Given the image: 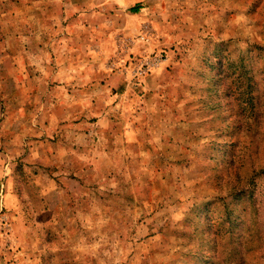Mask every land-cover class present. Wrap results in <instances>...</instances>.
<instances>
[{
  "label": "rangeland",
  "instance_id": "374dc122",
  "mask_svg": "<svg viewBox=\"0 0 264 264\" xmlns=\"http://www.w3.org/2000/svg\"><path fill=\"white\" fill-rule=\"evenodd\" d=\"M41 22L65 42L22 36ZM0 23V264H264V0H0ZM48 53L82 61L81 126L52 124L75 99Z\"/></svg>",
  "mask_w": 264,
  "mask_h": 264
},
{
  "label": "crops",
  "instance_id": "0c3cea01",
  "mask_svg": "<svg viewBox=\"0 0 264 264\" xmlns=\"http://www.w3.org/2000/svg\"><path fill=\"white\" fill-rule=\"evenodd\" d=\"M44 13V11L42 12ZM1 23H0V30H1ZM30 32L23 34L22 36L24 38H28L32 39V43L34 45H42L43 47H48L47 49H50L51 46L53 45H62L65 40L64 38H59L57 37V40H55L56 38H53L55 41L51 42L50 36L48 34H46V30H51L52 27L51 25H49V23H43L41 22L40 25H34L32 27H30ZM41 31V33L39 34L38 31ZM2 34L0 32V45L2 44V41H5V39L2 40ZM7 39V37H5ZM49 54V53H48ZM2 54H0V78H2V76H4V74L6 73V71H3V66L1 65L2 62H4L5 60L7 61L6 57H3L4 59L1 58ZM10 60L11 63H13V70L14 72H18V69L14 67V63H17L18 59L16 58L15 55L10 56ZM76 63H74L72 66H64L63 61L61 59H58L57 56H54L53 54H49L46 55V58L43 59L42 63L45 66L44 69V73L39 74L38 76L41 77L42 79L45 78H53L55 77L56 79H58L59 84H56L54 87H51L50 84H48L46 87V91L47 94H49V92H57L59 95H67V98H73L75 99V102L73 103V112L72 115L70 116V112L69 115L66 118L63 119H57L55 121H52V124H54V126L60 127V128H65V125H69V126H81V124H79V118L81 116V107H79L80 105L76 102V98L79 97L82 92V83H81V78L83 76L82 74V70H81V60H77L75 61ZM33 70H35V68L32 66L29 69L26 68V73L28 74V72H33ZM33 73H30L29 75L31 76ZM27 76V75H26ZM87 77L90 78V74L86 75ZM69 79H72L73 81H70ZM67 80L69 81V83H67ZM18 86V85H17ZM18 93L22 94L21 92L23 91V87L20 88L18 87ZM28 90V88H27ZM51 90V91H50ZM95 90V89H93ZM72 94V95H71ZM77 95V96H76ZM20 98V97H18ZM64 98V97H61ZM61 98L57 100H54L53 106H57L58 108L61 107V103L60 100H62ZM20 100V99H18ZM5 102V101H4ZM26 103V102H25ZM48 103H50L48 101ZM6 104V103H5ZM2 102H0V114L1 117L4 116V111L2 112ZM76 109L78 111V109H80L79 114H77L76 116ZM0 117V118H1ZM68 120V122L65 124V122ZM70 123V124H68ZM45 126L47 124H44ZM2 133L0 130V143H2ZM7 149H3L2 146H0V158L1 157H12V153H9V149H8V153L6 152ZM11 152V151H10Z\"/></svg>",
  "mask_w": 264,
  "mask_h": 264
},
{
  "label": "trees",
  "instance_id": "16d2710c",
  "mask_svg": "<svg viewBox=\"0 0 264 264\" xmlns=\"http://www.w3.org/2000/svg\"><path fill=\"white\" fill-rule=\"evenodd\" d=\"M139 6H140V4L135 5V7H133V11H135V12L139 11Z\"/></svg>",
  "mask_w": 264,
  "mask_h": 264
}]
</instances>
